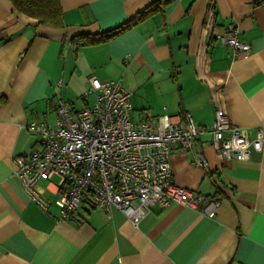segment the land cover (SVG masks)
I'll list each match as a JSON object with an SVG mask.
<instances>
[{"label":"crops","instance_id":"1","mask_svg":"<svg viewBox=\"0 0 264 264\" xmlns=\"http://www.w3.org/2000/svg\"><path fill=\"white\" fill-rule=\"evenodd\" d=\"M155 1L60 0L55 27L0 0V264H264V146L225 160L207 130L190 149L172 151V181L203 195L200 207L217 202L213 217L173 201L151 205L133 225L114 207L83 201L75 218L59 220L57 176L37 182L47 210L13 176V156L39 146L27 125H53L59 99L90 107L91 76L130 91L134 122L189 114L207 129L221 109L250 140L264 128V0H175L89 42ZM229 24L248 55L221 43Z\"/></svg>","mask_w":264,"mask_h":264},{"label":"built area","instance_id":"2","mask_svg":"<svg viewBox=\"0 0 264 264\" xmlns=\"http://www.w3.org/2000/svg\"><path fill=\"white\" fill-rule=\"evenodd\" d=\"M220 40L235 57L250 52V44L239 40L233 24L223 30ZM89 92L94 93L90 107L75 110L69 101L59 99L53 125L30 122L28 129L39 133V146L12 158L13 176L44 210L49 201L37 182L59 178V220L75 218L87 197L97 207L120 210L133 225L151 205L166 207L173 201L213 217L217 202L200 207L203 195L172 181V151L190 149L195 137L207 130L212 146L225 160H244L264 146V128H258L250 140L245 129L232 124L221 109L207 129L197 127L189 114L183 121L164 114L134 122L130 91L119 81L100 82L91 76L84 96ZM194 162L205 164L202 151L195 152Z\"/></svg>","mask_w":264,"mask_h":264},{"label":"trees","instance_id":"3","mask_svg":"<svg viewBox=\"0 0 264 264\" xmlns=\"http://www.w3.org/2000/svg\"><path fill=\"white\" fill-rule=\"evenodd\" d=\"M173 1L175 0H156L143 10L139 11L133 18L108 32L93 36L89 42L95 43L105 41L128 29L136 20H141L153 11L163 10L166 5ZM11 2L17 11L37 19L39 23L62 27L60 0H11ZM87 198L84 199V202L92 203Z\"/></svg>","mask_w":264,"mask_h":264}]
</instances>
